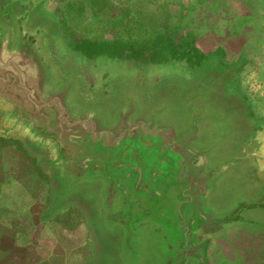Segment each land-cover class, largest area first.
Segmentation results:
<instances>
[{
  "label": "water",
  "instance_id": "1",
  "mask_svg": "<svg viewBox=\"0 0 264 264\" xmlns=\"http://www.w3.org/2000/svg\"><path fill=\"white\" fill-rule=\"evenodd\" d=\"M40 5L0 14V134L43 159L45 218L77 206L91 264H264V136L224 95L236 67L206 61L89 103L45 45L55 26L31 23Z\"/></svg>",
  "mask_w": 264,
  "mask_h": 264
},
{
  "label": "rangeland",
  "instance_id": "2",
  "mask_svg": "<svg viewBox=\"0 0 264 264\" xmlns=\"http://www.w3.org/2000/svg\"><path fill=\"white\" fill-rule=\"evenodd\" d=\"M25 1L27 0H0V14L7 18V7L10 4L14 2L15 7L20 10ZM38 1L41 5L31 23L35 24L40 18L46 17L48 27L55 26L56 32L45 40V45L51 50L64 74L76 71L80 76V70L77 71L79 66H83L85 71L93 70L99 78L112 70H134V74L140 75V80H129L125 84L150 86L167 75L181 76L189 80L196 75L204 62L215 55L219 59L221 56L225 61L230 60L229 52H225L227 48H218L222 50H218L220 56L213 50L222 40L225 45L226 41L231 40L229 37L212 36L214 29L218 34H224L222 21H213L210 16L213 2L215 1L217 8L221 6L222 0ZM217 10L216 17L221 18V10ZM256 28L255 34L261 32L259 27ZM208 32L211 34L208 35ZM259 38L260 36L251 37L248 40L249 45L264 48V39L259 42ZM233 43L236 46L240 44L238 40ZM259 56V53L255 54V61ZM142 74L151 78L144 80ZM117 88L118 86L109 90L103 102L110 99ZM20 151L31 157L19 139L0 134V177L5 178L8 174L18 172L17 168L21 167L18 155ZM31 158L39 168L43 159ZM6 182H2L1 188L7 186ZM50 184L49 181V186ZM4 195L0 194V204L5 200ZM12 204L8 203L7 209L18 216L20 205ZM44 214L45 212L33 213L32 219L17 221L18 226L23 225V229L18 228L16 236L22 240L35 236L38 216L43 222L53 218L62 222V215H70L71 226L78 224V219L86 224L85 215L77 206H68L50 218H45ZM87 236L90 240V235Z\"/></svg>",
  "mask_w": 264,
  "mask_h": 264
},
{
  "label": "crops",
  "instance_id": "3",
  "mask_svg": "<svg viewBox=\"0 0 264 264\" xmlns=\"http://www.w3.org/2000/svg\"><path fill=\"white\" fill-rule=\"evenodd\" d=\"M215 5L214 1L210 16L213 21H222L224 34L220 35L214 29L212 36L229 37L231 40L226 41V45L222 40L213 50L219 55L222 50L218 48H227L225 52H229L230 60L228 62L224 57L219 55V59L215 55L207 61L215 62L219 68L236 67L233 77L224 88V95L243 106L241 117L244 126L247 129L259 126L264 136V48L249 45L248 41L251 37L260 36L259 42H263L264 0H222L219 8H215ZM217 9L221 10V18L216 17ZM256 27L261 32L255 34ZM235 40L240 44L236 46L233 43ZM257 53L260 56L255 61ZM221 58L224 60L221 61ZM18 155L21 160V167L16 170L18 172L0 177V194H5L4 202L0 204V264H91L95 255L92 236L87 225L79 219L76 220L78 224L71 226L70 215H62V222L55 218L43 222L38 216L35 236L28 240L16 236L18 228L23 229V225L18 226L17 221L32 219L33 213L46 212L52 191L49 176L34 164L33 156L23 151ZM256 180L258 184H264V162L257 171ZM4 181L8 184L1 188ZM8 203L20 205L18 216L7 209ZM87 235H90V240Z\"/></svg>",
  "mask_w": 264,
  "mask_h": 264
},
{
  "label": "flooded vegetation",
  "instance_id": "4",
  "mask_svg": "<svg viewBox=\"0 0 264 264\" xmlns=\"http://www.w3.org/2000/svg\"><path fill=\"white\" fill-rule=\"evenodd\" d=\"M77 69L79 71V77L82 83V93L81 96L90 103H97L99 101L103 102L104 97L108 96V91L114 89V87L126 85L125 82L129 80H140V75L134 74V70H122L117 69L115 71H110L111 73L103 74L104 79L99 78V75L94 73L93 70H84L83 66H79ZM78 68V67H77ZM133 73V74H132ZM144 80L151 78L146 74L141 75ZM142 79V80H143Z\"/></svg>",
  "mask_w": 264,
  "mask_h": 264
}]
</instances>
